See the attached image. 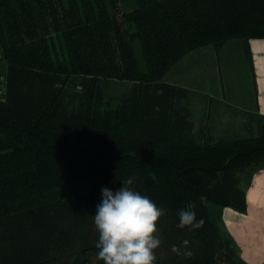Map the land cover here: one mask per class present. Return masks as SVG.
<instances>
[{
    "label": "trees",
    "instance_id": "trees-1",
    "mask_svg": "<svg viewBox=\"0 0 264 264\" xmlns=\"http://www.w3.org/2000/svg\"><path fill=\"white\" fill-rule=\"evenodd\" d=\"M135 1L124 11L120 0H0V264H104L93 216L101 189L129 178L166 210L155 264H248L209 205L246 210V187L264 168V115L241 136L198 139L191 90L163 76L234 37L250 61L264 0ZM108 80L130 85L99 108ZM189 203L202 228L177 227ZM185 240L191 255L173 254Z\"/></svg>",
    "mask_w": 264,
    "mask_h": 264
},
{
    "label": "crops",
    "instance_id": "crops-1",
    "mask_svg": "<svg viewBox=\"0 0 264 264\" xmlns=\"http://www.w3.org/2000/svg\"><path fill=\"white\" fill-rule=\"evenodd\" d=\"M240 44H242L244 58L240 56L239 61L247 62L246 66L252 75L253 89L252 92H250L251 94H249V107H245L243 104V93L239 91L240 88L237 86V83L236 86L233 87L234 89L232 88L233 92L231 91L232 89H230L231 85H229V83L233 85L235 83L232 78L230 79L232 81H227L223 75L222 80L227 81L228 85L224 82L225 84L222 91L215 88L214 84L212 86V83L209 81L207 76L209 62L218 60L230 61V59H228V52L224 51V47L218 51L219 59L215 56L216 51H214L211 46L198 48L187 53L190 55V59L195 61V64L190 66V84L186 83L185 78H177L175 83H172L190 89L191 95L203 92L211 101H213V99L219 101H225L227 99L230 101L233 100V103L230 102L231 105L233 104L240 109V112H238V110L236 111L239 115L238 118H242L243 115H248V121L245 120L242 122L239 132L237 130H231L230 134L227 135V133H223V136L218 135V138L246 134L249 129H256V125L254 122H251V119H256V116L259 114L262 116L264 115V39L249 40L250 61L247 60L244 44ZM186 57L183 56L182 58L186 59ZM182 58L178 60L179 62L177 64L183 61ZM227 70L228 71H224V73L226 72L228 75L229 72L234 74V76L237 74L235 68H233L232 71L230 69ZM240 96L242 101H238V97ZM225 105V108L230 107L229 104ZM253 109L257 110V112L253 113ZM234 127L237 128L238 126L235 125ZM245 200L246 210L244 212L234 210L230 207H224L221 220L224 223L223 225H225V229L234 238L241 259L248 264H264V168H260L253 173L251 182L245 192Z\"/></svg>",
    "mask_w": 264,
    "mask_h": 264
},
{
    "label": "rangeland",
    "instance_id": "rangeland-1",
    "mask_svg": "<svg viewBox=\"0 0 264 264\" xmlns=\"http://www.w3.org/2000/svg\"><path fill=\"white\" fill-rule=\"evenodd\" d=\"M119 3L121 4L122 10L125 11V10L132 9L135 6L136 1L135 0H120ZM240 43H243V40L234 37L231 40L227 41L220 48H215L212 45H208V47L211 46L213 50L216 51L215 56L217 57V59H219L218 51L221 50V48L223 49L224 47L225 49L224 51L228 52V55H229L228 59H230V61L218 60V61L209 62L207 76L209 78L210 83H212V86L214 84L215 88L221 91L225 84L224 82L227 83V81L233 80V82L235 83L234 85L232 83H229V85H231L230 89L236 86V83H237V86L240 88L239 91L243 93L242 94L243 95L242 98L244 99L243 104L245 105V107L246 106L249 107V104H248L250 102L249 94H251L250 92H252L253 82H252L251 72L246 66L247 62L239 61L240 56L244 58L242 44ZM204 47H207V46H204ZM133 49L135 52V56L138 59V62L142 64L143 58H142V54L140 51V46L137 42L133 43ZM1 56L2 55L0 52V59H1ZM186 56H184L186 57V59L182 58L183 61H181L179 64H177L179 61H176L170 66L168 71L165 72V75L163 76V81L172 84V83H175L177 78H180V79L185 78L186 83L190 84L189 82L190 81L189 80L190 66L194 65L195 61L190 59L189 54H186ZM3 66L4 64L1 62L0 63V93L3 89L2 83L4 81L3 80L4 79V75H3L4 67ZM233 68H235V70L237 71V74L235 75L236 77L234 76V74L230 72H229V75L226 72L224 73V71H228L227 69H230L232 71ZM223 75L227 81L222 80ZM231 78L232 80H230ZM129 85L130 84L125 81H117V80L101 81L99 85L97 86V89L100 95L99 108L101 107L105 109V107L107 108V107H110L111 105H114L116 103V99L118 98V96H120L123 92H125L128 89ZM226 85H228V83ZM76 88L77 87L71 83V86L69 87L70 91L74 92ZM233 89L231 90L232 92H233ZM188 97L189 98H187L186 103H187V107L189 108L191 112L192 119L195 123L194 132L196 136L198 137V139L207 140V141H217L219 139L218 135L223 136V133H227L228 135L230 134L231 130L232 131L237 130L239 132L242 122H244L245 120L248 121V115H243V116L241 115L242 118L240 117L238 118L239 115L236 113V111L238 110V112H240L239 111L240 109L233 104L231 105L230 102L233 103L234 102L233 100L230 101L227 99L225 101H219V100L213 99V101H211V99L205 96L203 92H198L197 94L190 95ZM238 101H242L241 96L238 97ZM244 102H246L247 104ZM225 104H229L230 107L225 108L226 107ZM254 112L256 113L257 110L253 109V113ZM235 125L238 127L235 128L234 127ZM220 138H223V137H220ZM251 179H252V176L250 178V182H251ZM250 182L248 183V186ZM248 186L246 187V189L248 188ZM209 208L211 211L212 218L215 219L216 221L218 220V222L221 223L222 226L224 227L225 225H223L224 223L221 220L223 216L222 214L223 208L216 206L215 204H210Z\"/></svg>",
    "mask_w": 264,
    "mask_h": 264
},
{
    "label": "clouds",
    "instance_id": "clouds-1",
    "mask_svg": "<svg viewBox=\"0 0 264 264\" xmlns=\"http://www.w3.org/2000/svg\"><path fill=\"white\" fill-rule=\"evenodd\" d=\"M133 184L129 178L123 187L113 192L102 188V202L97 205L93 216L94 225L99 233L95 244L97 258L104 264H155V250L161 245L156 235L157 223L166 214L153 200L128 187ZM177 227L183 229L202 228L205 221L197 219L194 205L189 203L179 214ZM189 241L182 245L173 244L171 252L176 255L190 256L187 249Z\"/></svg>",
    "mask_w": 264,
    "mask_h": 264
}]
</instances>
